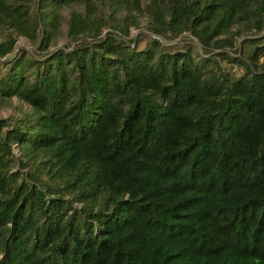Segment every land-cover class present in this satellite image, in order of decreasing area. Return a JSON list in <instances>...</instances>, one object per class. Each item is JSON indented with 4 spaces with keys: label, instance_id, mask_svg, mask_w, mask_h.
<instances>
[{
    "label": "trees",
    "instance_id": "trees-1",
    "mask_svg": "<svg viewBox=\"0 0 264 264\" xmlns=\"http://www.w3.org/2000/svg\"><path fill=\"white\" fill-rule=\"evenodd\" d=\"M263 56L264 0H0V264H264Z\"/></svg>",
    "mask_w": 264,
    "mask_h": 264
},
{
    "label": "rangeland",
    "instance_id": "rangeland-1",
    "mask_svg": "<svg viewBox=\"0 0 264 264\" xmlns=\"http://www.w3.org/2000/svg\"><path fill=\"white\" fill-rule=\"evenodd\" d=\"M64 17H65L64 20L66 21L67 20V12L64 13ZM66 30H67V26H66V23H64V25H63V27H62L59 35H58L56 45H52L49 48V51H54L56 49L64 48L66 46V44L68 43L67 37L65 35ZM106 32H107V30L104 31V34ZM141 34L143 35V40H142L143 42L141 41L139 43L140 47H143L147 40L154 37L153 34H151L145 28V21L144 20H142V23L140 24V28H138V29L131 28L130 37H133V39H136V38L140 37ZM249 37H251V36L246 35L244 37H240L237 41V45L241 46V44H242L241 42L243 40H245L246 38H249ZM159 40L164 45H167V46L172 45L174 47H179L182 44L192 43L193 45H195L197 50H201V47L198 44L197 40L188 32L181 34L177 39L159 38ZM70 46H72V45H70ZM22 48H24L27 51V53H29V54L33 53L35 50V46H32L28 41L23 40V39L18 40L16 52H18V50L22 49ZM263 59H264V56L260 58V61H262ZM227 67H228L227 69H230V71H232L233 73H236L237 75H239L242 72V68L238 65H234L231 68H230V66H227ZM9 112L10 111L3 112L2 116H6ZM13 152L18 155V149L15 146L13 147Z\"/></svg>",
    "mask_w": 264,
    "mask_h": 264
}]
</instances>
